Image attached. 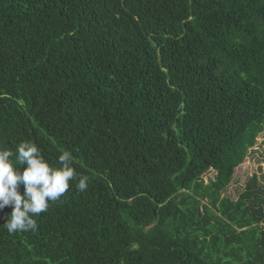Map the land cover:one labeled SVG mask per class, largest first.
I'll use <instances>...</instances> for the list:
<instances>
[{
  "label": "trees",
  "instance_id": "16d2710c",
  "mask_svg": "<svg viewBox=\"0 0 264 264\" xmlns=\"http://www.w3.org/2000/svg\"><path fill=\"white\" fill-rule=\"evenodd\" d=\"M263 130L264 0H0V148L89 178L0 264H264Z\"/></svg>",
  "mask_w": 264,
  "mask_h": 264
},
{
  "label": "clouds",
  "instance_id": "9594fccd",
  "mask_svg": "<svg viewBox=\"0 0 264 264\" xmlns=\"http://www.w3.org/2000/svg\"><path fill=\"white\" fill-rule=\"evenodd\" d=\"M72 159V153L65 150L58 156L61 166L52 167L38 146L28 140L20 142L14 152L0 148V210L12 206L3 223L9 233L36 231L34 217L68 192L71 181H77L75 187L80 192L88 188L89 178L77 176ZM22 165L26 167L21 169ZM21 185L23 194L18 190Z\"/></svg>",
  "mask_w": 264,
  "mask_h": 264
},
{
  "label": "rangeland",
  "instance_id": "374dc122",
  "mask_svg": "<svg viewBox=\"0 0 264 264\" xmlns=\"http://www.w3.org/2000/svg\"><path fill=\"white\" fill-rule=\"evenodd\" d=\"M253 173L258 174L260 181L264 182V130L258 135L255 144L249 148L244 160L236 167L232 180L223 194L236 199ZM214 175L215 171L209 169L203 173V178L207 182L214 178Z\"/></svg>",
  "mask_w": 264,
  "mask_h": 264
}]
</instances>
